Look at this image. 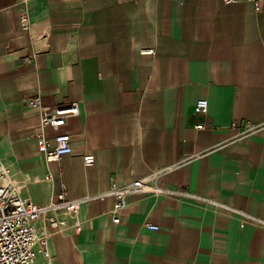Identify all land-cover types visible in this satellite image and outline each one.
Masks as SVG:
<instances>
[{
	"label": "crops",
	"instance_id": "0c3cea01",
	"mask_svg": "<svg viewBox=\"0 0 264 264\" xmlns=\"http://www.w3.org/2000/svg\"><path fill=\"white\" fill-rule=\"evenodd\" d=\"M257 4L0 0V165L34 204L63 189L83 199L80 230L69 218L35 264H264ZM33 98L39 104L27 106ZM199 99L205 113L195 112ZM73 102L78 115L47 130L51 146L69 134L71 151L48 163L37 148L39 105ZM164 167L163 187L196 197L132 194L114 223V197L99 194Z\"/></svg>",
	"mask_w": 264,
	"mask_h": 264
},
{
	"label": "built area",
	"instance_id": "2783aa9c",
	"mask_svg": "<svg viewBox=\"0 0 264 264\" xmlns=\"http://www.w3.org/2000/svg\"><path fill=\"white\" fill-rule=\"evenodd\" d=\"M231 3L234 0H224ZM255 3V9L259 10L257 0H249ZM22 29L29 28L27 15H22L20 20ZM143 54L153 53L152 50H143ZM38 99L26 100L29 107L37 106ZM39 130L37 132V148L43 154L48 163L57 162L62 155L71 151L69 134H57L54 136L55 145L51 146L47 130H58L65 125L70 117L79 113L76 102L48 109L40 107ZM208 102L205 99L197 100L195 112L205 113ZM203 125L197 126L202 129ZM248 127L245 132H251ZM84 162L91 165L94 157L91 154L84 156ZM172 167L158 168L145 177L139 178L127 184H112L105 192L99 194L100 198L112 196L115 199L110 211L114 223H118L120 212L126 204V198L132 194H151L154 196L167 195L193 198L195 195L181 190L170 189L161 185L163 175ZM83 200V199H82ZM80 199H71L63 189L44 205H37L22 198L14 183L10 170L0 165V264H35L39 255L49 258L48 243L53 231H61L69 226L68 219H73V227L80 230L77 218L78 210L82 202ZM38 222H41L38 225ZM147 228L157 230L159 227L147 223Z\"/></svg>",
	"mask_w": 264,
	"mask_h": 264
}]
</instances>
